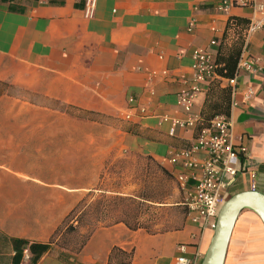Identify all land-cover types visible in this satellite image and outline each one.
<instances>
[{
	"label": "crops",
	"instance_id": "obj_1",
	"mask_svg": "<svg viewBox=\"0 0 264 264\" xmlns=\"http://www.w3.org/2000/svg\"><path fill=\"white\" fill-rule=\"evenodd\" d=\"M217 3L97 0L88 18L84 0H0V264L14 263L13 239L49 244L34 264H118L115 249L132 253L122 264H173L179 244L184 255L203 256L211 231L200 239L198 225L186 217L178 228L152 232L123 222L98 224L77 252L49 241L88 192L122 194L109 182L116 157L146 158L171 177L178 170L167 154L188 147L196 129L176 127L171 135L162 117H187L175 98L192 76V51L202 48L215 58L229 16L253 15L250 2L228 11ZM243 48L259 58L260 68L241 69L231 93L232 142L244 151L230 195L252 185L264 193L263 31L247 35ZM217 81L231 87L227 78ZM209 82L194 99L195 115ZM133 190L128 184L124 196H134ZM250 213L243 210L238 219ZM39 252L35 247L30 256ZM228 258L264 264V241L233 239ZM28 262L23 257L18 264Z\"/></svg>",
	"mask_w": 264,
	"mask_h": 264
},
{
	"label": "built area",
	"instance_id": "obj_2",
	"mask_svg": "<svg viewBox=\"0 0 264 264\" xmlns=\"http://www.w3.org/2000/svg\"><path fill=\"white\" fill-rule=\"evenodd\" d=\"M217 8L228 11L235 3L244 4L250 2L253 6V15L249 19L246 28V36L261 30L264 33V5L254 0H217ZM97 0H84L83 13L85 17H93ZM259 13V15H255ZM195 19H191L187 29L192 30ZM215 44V41H210ZM192 76L186 89L177 93L175 104L187 115L185 119L173 118L167 115L162 117V122L168 123V133L173 134L176 127H195L199 115L192 113V106L197 94L201 92L203 84L218 77L215 72V58L207 50L195 48L192 51ZM259 58L248 57L243 48L236 66V73L232 78H227L232 92L236 76L241 69L247 72H255L259 67ZM253 94L248 89L245 98ZM144 110L143 107L140 108ZM126 119L130 114H124ZM232 120L230 116L216 115L209 126L200 129L193 142L186 148L171 150L166 160L177 171H172L178 189L182 193V203L185 206L186 219L199 227L201 239L206 230L213 231L217 213L228 198V187L234 182L235 177L242 171L240 153L243 147H235L232 142ZM254 185H252V189ZM180 252L173 264H200L202 257L195 253L194 256L184 255L185 246H177ZM23 257L29 258V253L24 250Z\"/></svg>",
	"mask_w": 264,
	"mask_h": 264
},
{
	"label": "trees",
	"instance_id": "obj_3",
	"mask_svg": "<svg viewBox=\"0 0 264 264\" xmlns=\"http://www.w3.org/2000/svg\"><path fill=\"white\" fill-rule=\"evenodd\" d=\"M248 24L249 19L240 16L231 15L227 19L225 29L221 36V40L217 46L214 60L215 72L218 77L232 78L235 75L237 62L245 44V31ZM214 79L216 78H213L209 82L205 103L200 111L199 120L195 126L196 136L198 135L200 129L209 126L210 121L216 115L229 116L230 114L232 89L230 86L218 87V81L212 83ZM160 168L163 173L169 175L166 169H164L162 166ZM92 193V191L88 192L85 197H83L73 207V209H71V211L66 215L62 225L54 231L49 242H54L55 240H57V242L63 247H67L74 252L79 251L86 242L91 231L97 225H94L91 229H89L87 233H85V235H82L81 239L78 241H67L65 236L75 233L78 234V227L82 224V218L85 214L91 216L93 212L98 213V218L100 217L102 220L105 216H108L111 211L118 208L119 204L124 205L123 209L125 208V210H123L122 212L123 215L114 219L111 223L123 222L130 229L134 230L143 228L149 232H152L147 223V219L141 220L140 214L137 213V207L143 204V200H153L144 198L140 196V194L134 196H123L119 194L107 196L104 195V193L102 195V198L95 201L93 205L85 204L86 197L92 195ZM133 204L136 205V212L133 213L134 216L131 218V216L133 215L131 214L132 210H134V208L131 207V205ZM13 246L15 248L13 264H18L19 260L23 258L24 250H27V252L29 253L28 264H34L39 257V254L45 251L49 247V244H35L28 243V241L24 239H13ZM35 247L40 249V252L34 253L33 256H30V253H33ZM115 251L117 255H121V260L117 261L118 264L126 263L130 260L132 254L131 252H124L118 249H115Z\"/></svg>",
	"mask_w": 264,
	"mask_h": 264
},
{
	"label": "rangeland",
	"instance_id": "obj_4",
	"mask_svg": "<svg viewBox=\"0 0 264 264\" xmlns=\"http://www.w3.org/2000/svg\"><path fill=\"white\" fill-rule=\"evenodd\" d=\"M113 161L109 182H112L117 190L116 192L122 193L119 195L124 196L126 193L125 188L129 184L130 186H134L133 193L135 192V195L140 194L144 198L155 201L143 200V204L137 207V213L140 214L141 220L147 219V223L152 231L165 228H178L184 224L185 206L182 203V195L177 190V184L170 175L163 173L155 162L143 157L128 158L118 156ZM103 194L93 192L92 195L86 197L85 204L93 205L95 201L102 198ZM104 195L112 196L116 195V193H105ZM231 195L229 192L228 197ZM135 206L134 204L131 205L134 208L131 214L136 212ZM123 207L124 205L119 204L118 208L111 211L102 220L100 217L98 218V213L93 212L91 216L85 214L82 218V224L78 227V234H69L65 236L66 240L78 241L94 225L111 223L114 219L123 215L122 212L125 210ZM244 211L246 213L252 212L253 214L250 213L251 215L247 219L239 218L237 220L236 226H234L232 231L229 246H232L233 239L256 242V245H260L264 241V229L260 219L253 211L248 209ZM133 216L134 214L131 218ZM257 224L260 227H257ZM247 225L254 226L255 230L248 231ZM240 245V250L247 248L245 244ZM225 261V264H231L229 258Z\"/></svg>",
	"mask_w": 264,
	"mask_h": 264
},
{
	"label": "water",
	"instance_id": "obj_5",
	"mask_svg": "<svg viewBox=\"0 0 264 264\" xmlns=\"http://www.w3.org/2000/svg\"><path fill=\"white\" fill-rule=\"evenodd\" d=\"M245 209L258 216L264 229V193L245 189L232 194L217 213L215 227L200 264H224L232 231L240 213Z\"/></svg>",
	"mask_w": 264,
	"mask_h": 264
}]
</instances>
